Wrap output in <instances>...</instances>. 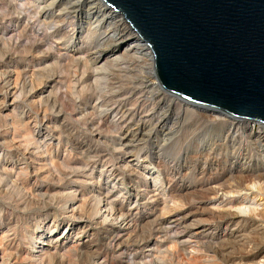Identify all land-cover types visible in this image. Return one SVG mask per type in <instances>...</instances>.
I'll list each match as a JSON object with an SVG mask.
<instances>
[{
    "label": "rangeland",
    "instance_id": "obj_1",
    "mask_svg": "<svg viewBox=\"0 0 264 264\" xmlns=\"http://www.w3.org/2000/svg\"><path fill=\"white\" fill-rule=\"evenodd\" d=\"M15 5L0 0V264H264V154L243 122L151 95L137 62L96 69L89 0Z\"/></svg>",
    "mask_w": 264,
    "mask_h": 264
},
{
    "label": "water",
    "instance_id": "obj_2",
    "mask_svg": "<svg viewBox=\"0 0 264 264\" xmlns=\"http://www.w3.org/2000/svg\"><path fill=\"white\" fill-rule=\"evenodd\" d=\"M152 53L168 96L264 126V0H101Z\"/></svg>",
    "mask_w": 264,
    "mask_h": 264
},
{
    "label": "bare ground",
    "instance_id": "obj_3",
    "mask_svg": "<svg viewBox=\"0 0 264 264\" xmlns=\"http://www.w3.org/2000/svg\"><path fill=\"white\" fill-rule=\"evenodd\" d=\"M9 1L10 3H15L16 5H18L21 8L23 14L24 12L31 14L32 12L30 10L33 7L38 10V15H44V14L47 15L49 14V9L56 8V5L61 0H9ZM68 5L69 3L67 4V6ZM68 9L69 6L62 8L58 11L62 13ZM94 9L97 10V12H94L96 14L92 13L93 11H95ZM115 17H116L115 13H113L111 10H106L104 5L101 4L100 0H89V7L86 13L87 28L83 30V33L88 34L91 39L93 38L94 40H96L95 45L101 48L100 50L97 51L96 50L94 51L93 48L94 53L90 54L91 61H93L94 65L97 66L96 69L102 71H106L109 65L114 64L115 62L117 63L118 61L137 62V64L138 63L140 64V67L142 69L141 71L144 75L145 83L149 88V93L151 95L160 94V87L158 86L159 84L156 83V81H154L153 79H151L154 76H153V59L150 50L145 46V44L139 42L138 37L134 35L133 32L130 31V29L128 28V26L126 25L125 21L122 18L115 19ZM103 20L109 21L107 25L103 24L104 22ZM127 39H132L133 42L123 47L119 51L120 53L118 55H114L113 53L114 51L111 52V54L109 53L105 54L104 52L105 49L103 48L105 47L108 48L109 46H111L110 43L118 42V41L124 42ZM243 124L245 126L244 131L246 133V136L249 138V140H251L254 144L257 145V148L259 149L261 154H264V126L260 124H258L260 126L247 125V123H240L239 126H243ZM256 185L249 186L245 193L252 194L253 192H257L258 186L256 187ZM165 200H164V206H166ZM97 203H98L97 208L94 209L93 214L95 216L102 217L105 221L108 222L113 221L112 218L113 214L109 209L110 204H107V201L103 199H100ZM250 207L251 206H243L238 210L242 214L249 211ZM44 241L45 240L41 238L38 242H40L41 244ZM41 253L42 251L39 252L38 255L36 254L37 258H39ZM2 264L5 263L3 262Z\"/></svg>",
    "mask_w": 264,
    "mask_h": 264
},
{
    "label": "built area",
    "instance_id": "obj_4",
    "mask_svg": "<svg viewBox=\"0 0 264 264\" xmlns=\"http://www.w3.org/2000/svg\"><path fill=\"white\" fill-rule=\"evenodd\" d=\"M247 125H257V126H260V125H258V124H247Z\"/></svg>",
    "mask_w": 264,
    "mask_h": 264
}]
</instances>
